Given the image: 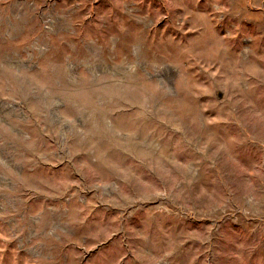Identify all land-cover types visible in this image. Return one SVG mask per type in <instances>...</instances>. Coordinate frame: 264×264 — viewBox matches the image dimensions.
I'll list each match as a JSON object with an SVG mask.
<instances>
[{
	"label": "rangeland",
	"instance_id": "obj_1",
	"mask_svg": "<svg viewBox=\"0 0 264 264\" xmlns=\"http://www.w3.org/2000/svg\"><path fill=\"white\" fill-rule=\"evenodd\" d=\"M0 264H264V0H0Z\"/></svg>",
	"mask_w": 264,
	"mask_h": 264
}]
</instances>
